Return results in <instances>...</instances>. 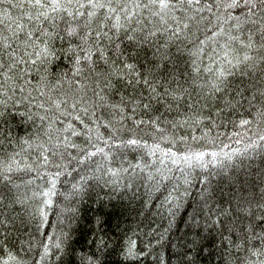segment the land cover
<instances>
[{
  "label": "snow or ice",
  "instance_id": "6c2138e0",
  "mask_svg": "<svg viewBox=\"0 0 264 264\" xmlns=\"http://www.w3.org/2000/svg\"><path fill=\"white\" fill-rule=\"evenodd\" d=\"M169 46L189 56L195 96L182 84L173 88V81L158 80L153 72L161 61H169ZM61 58L72 65L74 92L63 89L64 77L48 82V66ZM205 58L208 64L201 67ZM34 92L42 99L34 107L44 115L31 107L18 110L25 101L36 100ZM212 107L217 118L228 110L225 120L232 134L223 135L229 143L219 135L205 140L209 133H204L191 138L197 148L183 137L161 148L158 138L170 143L166 125L199 126L205 109L212 118ZM237 114L238 120L228 119ZM17 116L35 131L15 134L10 121ZM121 136L114 145L113 139ZM112 148L146 150L162 166L157 172L163 179H169L164 175L171 172L169 165L183 176V191L177 186L165 199L168 226L150 233L161 249L155 254L159 264H264V179L242 181L230 174L243 169L253 154L264 164V0H0V264H25L21 253L25 243L27 251L33 249L34 237L23 241L21 226L36 213L49 223L47 210L56 196L80 201L95 196L98 208L90 232L95 239L86 243L97 250L75 247L71 232L48 236L50 243L40 242L43 253L32 264L50 255H57L59 264H103L101 257L110 254V219L116 213L117 219L123 216L136 198L133 182L117 185L112 177L149 167H107L116 160L106 151ZM86 169L91 177L81 175ZM213 175L239 185L229 194L228 207L223 200L213 203ZM62 176H73L70 193L58 190ZM197 185L202 187L196 206L180 216L183 235L177 236L181 202ZM147 207L131 210L144 216ZM71 211L75 220L77 210ZM135 248L129 240L120 249L133 264L153 254ZM149 248L154 251L151 242Z\"/></svg>",
  "mask_w": 264,
  "mask_h": 264
},
{
  "label": "trees",
  "instance_id": "16d2710c",
  "mask_svg": "<svg viewBox=\"0 0 264 264\" xmlns=\"http://www.w3.org/2000/svg\"><path fill=\"white\" fill-rule=\"evenodd\" d=\"M13 15H19L18 9L12 10ZM170 53L169 61H175V63L169 61H161L160 67L153 68V72L156 74L158 80H169L173 81L172 87L177 88L179 85H184V87L189 88V91H193L191 88V79L194 76L192 72V68L190 66V58L185 52L183 55L177 53L176 48L174 46H169L168 49ZM149 56L151 53L149 52ZM141 63L144 64V69L147 70L150 67L146 60H141ZM165 64L167 65L165 67ZM205 64H208L207 59H204L203 67ZM214 67V65H213ZM65 74H67L65 76ZM40 75H43L41 72ZM71 75H72V65L68 61L67 58H61L54 60L51 65L48 66V82L49 83H58L61 77H64L63 81V89L68 92H74V89L70 87L71 83ZM206 75V73H205ZM39 78V77H37ZM188 81V83H185ZM35 84V81L33 82ZM30 87L28 91H31ZM33 95H36V100L29 104L28 101H25L24 104L18 105L19 111H27L29 107H31L33 112H39L40 115H44L43 110L37 109L34 107V104L41 103L42 99L34 92ZM52 95H57L56 92H53ZM62 95V93H60ZM193 96H195V91H193ZM16 100L20 99L19 93L17 94ZM191 102V101H189ZM220 107H223V103L221 102ZM245 107H247L245 105ZM11 109V105H10ZM161 111H164L161 108ZM212 118L208 119L209 109H205L202 113V116L205 117L203 123L199 126L194 123L189 122L184 127H175L172 128L170 125H166L168 128L167 136L169 138L170 143H165L162 138H158L157 142L161 144L162 149H166L170 146L171 142L179 141L181 137L187 140L188 144H192L194 148L199 147V144H196L191 138L193 136L202 137L204 133H209L206 139H211L216 136H220L221 140H224V133L228 135L232 134V128L230 125H227V121L225 120V116L228 114V110H225V113L222 114L219 118L216 117V108H211ZM172 118L182 122L183 116H175L171 114ZM188 116H193V113H187ZM240 118L239 114L228 116V119L238 120ZM216 120V125L214 126L212 120ZM36 123H39V120H36ZM10 124L13 128V131L17 135H25L27 132L35 131L33 125L29 123H25L21 120L19 116L16 117L15 120H11ZM227 125V126H225ZM103 132V129H101ZM124 138L123 136L114 138L112 143L119 144L120 140ZM205 140H202L200 143L205 144L207 147H211V145H206ZM149 144L153 143L151 138H148ZM225 143H229L230 141L224 140ZM219 143V141H218ZM106 151H110L112 155L116 157L115 163L106 164L107 167L114 168H127L129 165L140 164L142 167L144 165H148L149 167H145L144 171L141 172L137 169L134 173H124L121 172L119 177H112L113 180L116 181L117 185H123L128 182L134 183V189L136 190V198L133 200L132 205H128L129 211L125 212L123 216L119 219L116 216H119V213H116L110 219V226L108 228V239L110 241L109 244V253L106 256L101 257L103 260V264H133L131 258L125 257L121 254L120 249L126 248L129 245V240L134 241L136 244L135 251L144 250L145 252L152 251V255L145 256L141 258L136 264H159V261L155 259V254L161 249L159 246L155 244V238L150 235L153 229H161V226L167 227L169 222V212L168 205L165 203V199L168 196L169 192H173L174 188L180 186L179 190L182 192L183 187V176L180 171L169 165L172 168L171 172H164V175L169 177V179H163L161 174L157 172V169L162 166L159 163H153L156 160L155 157L147 154L146 150H138L133 151L131 149L125 148H112L106 149ZM98 161L101 159L100 157L96 158ZM245 167L243 169L238 170V172L230 173L231 175H239L240 179L256 181L264 179V177L260 176L261 172H264V164H262L261 157L253 154L251 160L244 161ZM251 165V167H247V165ZM95 168V165H92ZM251 173V175H247ZM81 175H87L91 177L93 175L92 172L85 170V172L81 173ZM95 175L100 176V172H96ZM73 176H76V173H73ZM73 176L61 177L60 182L57 187L60 192L70 193L71 185L75 181L73 180ZM151 177V178H150ZM79 177H77L78 179ZM103 179H109L107 176H104ZM211 183L213 189L215 190V196L213 197V203L216 201L223 200V206L228 207L227 200L229 199V194L237 191L239 185L233 187V184L228 181L226 177H218L213 175L211 178ZM94 183V181H93ZM202 187V185H197L196 188L191 189L192 196L186 197L181 203L182 207L177 213L176 224L181 227V231L177 232L176 235H183V225L180 222V216L183 215L186 217L187 213L192 211V208L196 206V202L198 200L197 190ZM223 191L224 195L221 196L220 192ZM108 191V189H105ZM54 205L51 209L47 210V220L49 223H43L42 217L39 213L35 214L34 218H26V223L21 226L20 234L23 241H28L32 237L33 240V249L31 251H27V244L25 243L24 247L26 251L21 253V256L24 258L25 264H32L33 261L39 260L40 254L43 253V247L40 242L50 243L48 240V236H61L63 233L71 232L72 240L76 241L74 244L78 249L83 248L86 251H96L95 245L86 243L91 239H95V237L90 235L91 230L94 229V224L92 221L94 220L97 214L98 203L96 201L95 196L89 199L87 196L84 197L83 201H80L78 198L69 197V199H64L63 196L53 197ZM125 205H127V200L124 201ZM192 204V207H188V204ZM147 210L144 216L138 214V211H132L131 209L134 207L137 210H143L145 206ZM163 205V206H161ZM76 209V219L71 220L72 211L71 209ZM110 209H106L108 211ZM187 210V211H185ZM71 220V223H70ZM119 223L120 227L116 228V224ZM175 228V225H174ZM116 232L117 235L115 237L112 236V233ZM43 233H47V235H43ZM175 238V237H174ZM149 242L154 246L153 249L149 248ZM112 248H116V251H111ZM55 252V249H52ZM41 264H59L57 259V255H50ZM175 264V261H173ZM204 264H208L205 260Z\"/></svg>",
  "mask_w": 264,
  "mask_h": 264
}]
</instances>
